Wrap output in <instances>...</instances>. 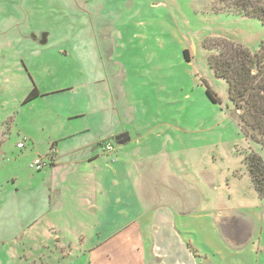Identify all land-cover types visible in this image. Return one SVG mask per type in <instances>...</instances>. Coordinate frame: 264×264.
I'll return each instance as SVG.
<instances>
[{
    "label": "rangeland",
    "instance_id": "rangeland-1",
    "mask_svg": "<svg viewBox=\"0 0 264 264\" xmlns=\"http://www.w3.org/2000/svg\"><path fill=\"white\" fill-rule=\"evenodd\" d=\"M225 3L0 0V264H115L139 199L145 212L196 203L227 216L228 186L264 147L241 132L209 58L223 40L257 53L264 24ZM119 157L128 178L103 172ZM37 159L50 164L32 169Z\"/></svg>",
    "mask_w": 264,
    "mask_h": 264
},
{
    "label": "crops",
    "instance_id": "crops-1",
    "mask_svg": "<svg viewBox=\"0 0 264 264\" xmlns=\"http://www.w3.org/2000/svg\"><path fill=\"white\" fill-rule=\"evenodd\" d=\"M78 134L80 133L72 131L67 136L70 138ZM55 147L57 146L54 145L56 157L54 165L51 166L54 170L60 167L62 161L61 158L59 161ZM74 153L71 151L67 154L66 160L69 163H85L88 172H98L99 167L88 164L94 156H90L88 161H75ZM49 156L50 152L46 157ZM123 161L119 157V160L114 161L117 169L112 167L111 171L108 166L103 172H108L115 178L123 175L130 177L125 171L126 163ZM161 168V177L169 179L168 175H163H171L166 165L163 164ZM139 170L146 169L140 164H134L131 174L140 175ZM152 174L147 172V176ZM154 176L155 173L152 177ZM235 180L232 187L228 186L227 189V192L231 191L228 197L233 204L227 207V216L222 219L215 215L217 212L213 208L203 207L201 204L198 206L194 203L191 211H175L171 214L166 213L164 208L162 212L158 208L145 212L140 199L135 201V207L130 211L132 217L124 244L115 251V264H264V195L256 191L246 168ZM220 190L216 187L213 194L218 198L221 195L226 197L225 193L218 195ZM130 192L133 199L139 197L134 187ZM118 196L122 199L129 198L126 192L121 191ZM184 204L187 207L188 204Z\"/></svg>",
    "mask_w": 264,
    "mask_h": 264
},
{
    "label": "trees",
    "instance_id": "trees-1",
    "mask_svg": "<svg viewBox=\"0 0 264 264\" xmlns=\"http://www.w3.org/2000/svg\"><path fill=\"white\" fill-rule=\"evenodd\" d=\"M218 1L225 3L223 0ZM226 2L229 9L258 19L264 24V0ZM224 10L222 8L220 11ZM216 45L218 54L210 56L209 62L216 75L228 84L229 99L236 109L239 128L246 139L264 147V41L257 53L228 40L217 42ZM184 56L190 61L188 50L184 52ZM207 95L213 103H220L210 87ZM40 96L38 89L34 88L27 96L25 104ZM244 161L256 191L264 195V161L255 153H250Z\"/></svg>",
    "mask_w": 264,
    "mask_h": 264
},
{
    "label": "built area",
    "instance_id": "built-area-1",
    "mask_svg": "<svg viewBox=\"0 0 264 264\" xmlns=\"http://www.w3.org/2000/svg\"><path fill=\"white\" fill-rule=\"evenodd\" d=\"M18 147L20 148V149H24L25 148V143H20L19 145H18ZM110 149H112V147H109ZM53 151V150H52ZM54 152V151H53ZM49 157H51V155L49 156ZM48 163H47V162ZM46 161H43V160H41V159H37L32 165H31V168L32 169H38L39 171L40 170H42L43 168H45V167H47V166H49V164H50V162H49V159H46Z\"/></svg>",
    "mask_w": 264,
    "mask_h": 264
},
{
    "label": "water",
    "instance_id": "water-1",
    "mask_svg": "<svg viewBox=\"0 0 264 264\" xmlns=\"http://www.w3.org/2000/svg\"><path fill=\"white\" fill-rule=\"evenodd\" d=\"M117 141L119 144H125L127 142L130 141V137H128V135L126 134H123V135H120L118 138H117Z\"/></svg>",
    "mask_w": 264,
    "mask_h": 264
}]
</instances>
